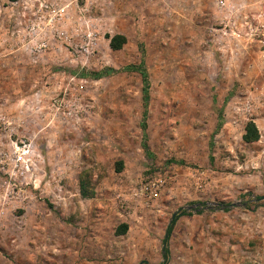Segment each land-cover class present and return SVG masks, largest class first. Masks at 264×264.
I'll use <instances>...</instances> for the list:
<instances>
[{"label": "rangeland", "instance_id": "374dc122", "mask_svg": "<svg viewBox=\"0 0 264 264\" xmlns=\"http://www.w3.org/2000/svg\"><path fill=\"white\" fill-rule=\"evenodd\" d=\"M0 264H264V0H0Z\"/></svg>", "mask_w": 264, "mask_h": 264}, {"label": "trees", "instance_id": "16d2710c", "mask_svg": "<svg viewBox=\"0 0 264 264\" xmlns=\"http://www.w3.org/2000/svg\"><path fill=\"white\" fill-rule=\"evenodd\" d=\"M125 42V36L122 34H114L113 36H111L109 38V46L111 49L116 50L121 48L122 44ZM127 69H134L136 71L139 72V74L141 75V80H142V100L144 103V107H143V112H142V118L140 121V127H141V131H142V146L144 147V149H148L147 147V143H146V116H147V103H148V99H149V86H150V82H149V78H148V74H147V70L145 68L144 65V61L143 58L140 59L139 63L136 65H131L129 67H127ZM112 71V69H106V72ZM96 77L100 76V73H95L94 74ZM218 119H217V124H216V129H219L221 127V122H222V113L221 110L218 112ZM215 129V130H216ZM243 138L246 141H254L258 138V132L257 129L254 125L253 122H248L246 124L245 127V133L243 135ZM258 199H260V197H258ZM183 215H189V212H187L185 209L180 208L178 211L174 212L169 224L166 227L164 236L162 238V256L164 261L167 260L168 258V254H169V250L167 247V242L169 239V236L171 234V231L173 229L174 224L176 223V221ZM125 228V226H124Z\"/></svg>", "mask_w": 264, "mask_h": 264}]
</instances>
